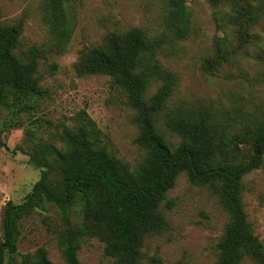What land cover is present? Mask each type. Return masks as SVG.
Here are the masks:
<instances>
[{
	"label": "rangeland",
	"instance_id": "obj_1",
	"mask_svg": "<svg viewBox=\"0 0 264 264\" xmlns=\"http://www.w3.org/2000/svg\"><path fill=\"white\" fill-rule=\"evenodd\" d=\"M41 1L0 0V28L22 27L16 54L23 58L32 49L41 51L36 76L46 91L33 111L12 116V112L0 109V240L6 204L24 202L40 178L42 168L32 157L46 155L41 150L43 143L64 149L63 132L80 127L84 115L94 123L99 142L131 170L144 160L146 151L135 142V111L126 94L108 76H81L77 72L84 56L103 47L111 34L139 29L150 39H163L155 59L177 79L166 102L167 111L212 114L217 122L228 125L229 138L244 126L264 120L261 25L245 48L239 49L231 28L221 26L220 15L226 9L207 0H186L191 29L185 39H177L168 29L164 0H65L72 33L61 50H51L56 41L43 21ZM162 83L153 79L145 99L149 100ZM158 128L171 148L178 145L179 138L162 121ZM247 152L248 146L239 144L237 156L244 157ZM242 185L248 222L264 246V164L244 177ZM167 199L170 207L163 204L161 211L169 230L144 240L140 264H216L214 246L229 220L218 197L206 187L191 184L181 173ZM83 224L79 202L60 209L43 201L41 208L19 223L18 250L6 256V263L19 264L23 256L43 248L49 261L64 264L67 231L77 232ZM103 248L96 237L83 235L77 258L82 264H114ZM241 264L256 263L248 258Z\"/></svg>",
	"mask_w": 264,
	"mask_h": 264
},
{
	"label": "trees",
	"instance_id": "obj_2",
	"mask_svg": "<svg viewBox=\"0 0 264 264\" xmlns=\"http://www.w3.org/2000/svg\"><path fill=\"white\" fill-rule=\"evenodd\" d=\"M207 2L226 9L220 15L221 26L231 28L239 49L245 48L258 26L264 30V0ZM164 4L168 29L177 39L187 38L191 16L186 0H164ZM41 10L56 41L51 50H61L72 33L65 0H42ZM21 33L22 27L16 24L0 28V109L12 112V116L35 110L46 95L36 76L41 51L32 49L23 58L16 54ZM163 42L133 29L109 35L103 47L93 48L84 56L77 69L79 75L108 76L126 94L135 111V142L146 156L131 170L99 142L94 123L85 115L80 127L63 132L64 149L43 143L41 150L46 155L32 157L42 168L32 193L21 204L8 202L5 206L0 264H7V255L16 254L19 223L41 208L43 201L60 209L75 202L82 205L83 228L77 232L68 229L63 243L64 264H82L77 252L83 235L103 243L104 255L114 259V264H140L144 240L169 230L161 206L170 207L167 193L181 173L191 184L206 187L217 196L228 216L223 236L214 246L216 264H241L248 258L264 264V246L254 235L242 203L244 177L264 164V120L244 126L229 138L228 125L217 122L212 114L167 111L166 102L177 79L155 59ZM153 79L163 83L146 100ZM159 121L179 138L176 147L166 143ZM239 144L248 146L240 158ZM46 251L40 248L25 255L19 264H54Z\"/></svg>",
	"mask_w": 264,
	"mask_h": 264
}]
</instances>
